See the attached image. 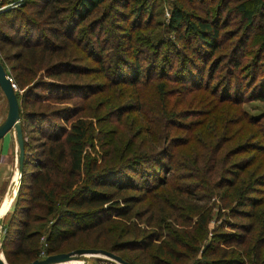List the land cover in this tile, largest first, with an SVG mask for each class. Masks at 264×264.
<instances>
[{
	"label": "rangeland",
	"instance_id": "374dc122",
	"mask_svg": "<svg viewBox=\"0 0 264 264\" xmlns=\"http://www.w3.org/2000/svg\"><path fill=\"white\" fill-rule=\"evenodd\" d=\"M142 1L145 13L140 21L131 17L137 2L103 0L71 32L73 39L81 37L82 41L76 42L54 39L49 30L51 27L55 33H66L71 23L67 19L71 6L60 13L66 20L57 25L45 17L49 7L38 11L39 0H0V63L15 86L26 160L23 185L20 186L19 179L8 209L0 216V242L11 248L16 240L19 219L23 218L19 209L25 203L21 197H25L24 187L35 170L33 162L42 158L41 143L50 132L59 133L62 128H68L64 117L72 115L71 121L76 112V116H82L88 123L85 141L88 169L108 166L107 157L115 144L124 146L122 153L129 149V152L149 154L139 165L121 166V170L111 175L115 181L138 183L144 173L148 183L146 189L129 184L121 192L128 200L119 201L118 205L129 206L131 213L128 219L117 223L116 230L129 226L131 231L117 242L120 249L116 254L136 264H153L154 257L169 264H201L204 253L209 258L226 253L250 264L247 247L261 235L259 231L264 226V184H253L244 205L238 201L232 186L246 180L250 173H264V132L252 122L264 120V98L256 97L259 95L256 92L247 95V87L240 96L236 85L230 89L221 87L217 74L230 65L222 61L216 72L207 66L199 69L201 64L192 61L193 54L199 55L201 62L206 58L195 51L198 47L202 51L196 33L185 26L178 33L168 28V16L174 4L186 12L204 16L203 8L213 3L212 0ZM211 12L209 17L213 20L215 10L211 8ZM103 14L108 15L105 21L90 25L94 32L89 34L88 23ZM230 24L233 26L234 22ZM222 27L219 24L220 34L229 28L222 30ZM30 32L32 40L42 42L53 38L57 45L67 43L69 53L51 59L50 54L42 58L36 51L33 63L29 54L18 59L19 53L27 48L19 41ZM104 36L107 41L103 40ZM234 38L224 40L221 34L213 56L224 55ZM85 42L89 46L92 42L96 44L94 56L85 55ZM126 45L127 49H122ZM24 53L26 56L28 52ZM162 54L164 58L160 59L158 56ZM129 59L139 64V71L131 69ZM60 64L72 67L77 73L63 72ZM46 68L52 69L49 73L62 72L50 76ZM236 73L239 74L238 69L233 70L230 80L233 81ZM157 78L166 82L163 95L155 85ZM242 81L245 79L240 75ZM6 111L7 102L0 89V122ZM17 154L14 129H10L0 137V204L16 184ZM230 162L237 164L232 165L237 174L240 166L250 165L232 182L231 169H223L231 166ZM141 167L142 171H138ZM104 177L108 178L106 174ZM251 201L256 212L260 211L252 217L247 215L252 209ZM203 214H207L205 223ZM32 224L35 226L36 221ZM102 238L76 232L61 248H99ZM240 238L244 241L238 244ZM40 240L44 242V236ZM44 246L45 242L38 257L47 254ZM168 248L174 253L171 257L164 254ZM251 249L253 252L254 248ZM77 258L85 264H120L96 254Z\"/></svg>",
	"mask_w": 264,
	"mask_h": 264
},
{
	"label": "trees",
	"instance_id": "16d2710c",
	"mask_svg": "<svg viewBox=\"0 0 264 264\" xmlns=\"http://www.w3.org/2000/svg\"><path fill=\"white\" fill-rule=\"evenodd\" d=\"M39 1L41 2V8H39L38 11H43V7H49V12L45 17L48 20H54L57 25L63 24L66 20L63 16H60V13L65 12L71 6L70 14H68L69 18H67L71 23L68 24L69 26L67 27H69V29H66V33H55L50 26L49 30L54 39H67L69 41L75 40L76 42H81V37L78 36L77 40L75 38L73 39L71 32L73 33V29L103 0ZM133 1L137 2V6L131 11L133 13H131V17L135 16V18L141 21L142 17L144 19L145 3L142 0ZM212 1L213 3H208L206 7L203 8L204 16L191 14L183 10L180 5L174 4L168 16V28L178 33L180 29L185 26L190 31L196 33L202 45V51L200 47L195 48V51L202 54L201 56L203 58H206V61L201 62L198 58L199 55L193 54L195 57L192 58V61L201 64L199 65V69H201L202 66H204V68L207 66V68H211L212 72H216L214 70H216L220 64L222 65V61H226L230 65L229 68H225L222 74H217V77H219L217 81H220L221 87L223 86V88L230 89L232 86L236 85L238 86L239 96L241 92H244V88L247 87V95L256 92L259 93L256 97L264 98V88H262V86H264V0ZM211 8L215 10V20L209 17L212 13ZM107 16L103 14L99 18L91 20L88 23L89 34L94 32V30H91L92 28H90V25L102 24ZM231 21L234 22L233 26L230 24ZM219 24L223 26L222 30L229 27L225 32H221L222 36L224 34V40L230 39L231 37L235 38L230 44L229 50L224 53L221 52L224 55L216 57L213 56V53L219 47L218 40L221 36ZM52 27L55 28V30L57 29L55 25ZM67 33H70V35ZM81 35H84V33ZM138 35L139 34H137L136 37H138ZM32 37V32H30L27 37L28 39L25 37L26 40L23 38L21 39L22 41H19L23 47H27L24 52L28 53L25 56L22 50L17 57L18 59L27 58L29 54L32 58L31 62L33 63L35 61L34 54L36 51H39L42 58L50 54L51 59L57 54L66 56L67 53H69L67 52L69 48L67 43L57 45V43L53 41V38L52 40L46 38L40 42L35 39L32 40ZM207 37H210V41L207 40ZM103 40L107 41L108 39L104 36ZM128 41H130V38ZM244 43L246 44L243 45ZM59 45H61L62 52H59ZM83 46L85 47L84 53L87 57L96 54L95 51L97 50L94 48L96 46L94 42H92L90 46L88 42H85ZM127 46L128 45L122 49H127ZM102 53L103 50L99 52V55L101 56ZM245 56L246 58L249 56V58L246 60V58H243ZM136 57L137 55H135V58ZM158 57L163 59L164 54ZM133 60L129 59V66L131 69L139 71V64L135 63ZM63 64L68 65V62L63 61ZM64 65L62 69L63 72L69 71L70 73H77L72 67L66 68ZM46 69L48 71L47 73L52 70L50 68ZM147 69H149L148 65ZM237 69L239 74H233L234 79L233 81L230 80L233 70ZM62 71H55L47 75L57 76L58 73ZM240 75H243L245 82H240ZM136 78H138V75ZM165 83L164 80H158V78L156 80L155 85L162 95L165 93ZM73 115H75V117L71 121L70 118L72 115L64 117L69 123L68 128H62L59 133L52 134L50 132L45 137L44 142L41 143L42 148L39 154L42 158L33 162L35 170L30 173L31 178L24 187V191L26 192L25 197H21V200L25 203L22 204L23 206H20L19 209L23 212V218L19 219V228H17L15 232L16 240L11 248H7L5 242L1 241L2 251L7 262L10 264H20L37 258L42 243L44 242V248L47 254L72 250L70 248L62 249L61 247L67 238L73 236L76 232H86L88 235L93 234L94 237H103L101 240L102 245L97 247L116 252V250L120 249L117 246L118 243H120L119 241L125 239L126 235L131 231L129 226L122 228L120 231L116 230L118 226L117 223L122 219H128L131 213L129 206L121 207L118 205L119 201L124 200V202H127L128 200L125 198L126 196H121V192L127 189L129 184H135L137 188L146 189L148 187L146 176L143 173L144 177L138 183H131L115 181L111 179V175L113 171L121 170V166L131 165L133 167L136 163L138 164L140 161H145L149 158V154L129 152V149L122 153L124 146L115 144L111 154L107 157L108 166H94L92 169H88L85 159V141L88 123L82 116H76V112H74ZM260 119L261 118L252 122H256L258 129L264 132V120L261 121ZM126 153L137 154L128 156ZM25 163L24 154L20 184L23 178ZM163 163L165 167H167L166 163ZM231 163L233 162H230L231 166H224L223 169H231L229 173L233 175L234 178H229V180L233 182L239 175V172L242 173L247 170L250 163L248 162L249 164L246 166H240L239 169H237L239 171L238 174L236 170H232L233 166H237V164ZM156 165L158 166V163ZM142 169L143 167H141V169L138 168V171H142ZM105 174L108 178L104 177ZM257 182L264 184V173H250L246 177V180H239L232 186L236 189L234 192L237 193L236 197L238 201H241V205H244L245 200L249 198L248 193L254 189L253 184ZM22 185L23 184L20 186ZM21 189L20 187L19 192ZM249 204L252 206V209L247 215L250 217L258 215L260 211L259 213L256 212L254 202L251 201ZM16 208L12 213L13 215ZM37 210L39 211L38 213L34 212ZM258 217L257 219H259ZM206 220L207 214H203L202 222L205 223ZM32 221H36L35 226H33L34 224H32ZM259 234L261 235L255 238L254 242L247 247V252L250 254V264H264V226L259 231ZM42 236H44V242L40 240ZM243 241L244 238H240L238 244ZM173 247L172 245V248ZM251 248H254L253 252ZM164 254L171 257L174 253L168 248V250L164 251ZM121 257L124 258L123 256ZM201 258V264H244L242 260L234 256H227L226 253H222L219 257L212 258H209L208 254L204 253ZM124 259L130 264H136L130 259ZM166 261L167 260L154 257L151 262L153 264H169Z\"/></svg>",
	"mask_w": 264,
	"mask_h": 264
},
{
	"label": "water",
	"instance_id": "95a60500",
	"mask_svg": "<svg viewBox=\"0 0 264 264\" xmlns=\"http://www.w3.org/2000/svg\"><path fill=\"white\" fill-rule=\"evenodd\" d=\"M0 89L5 96L7 102V111L5 118L0 122V137H2L8 130L14 129L15 139L17 143V164L19 171V179L21 178L22 165L24 161V137L22 132V124L20 120V110L18 98L15 91V86L11 81L10 77L7 75L5 69L0 63ZM96 254L109 259L115 260L120 264H130L127 260L122 258L120 255L116 254L111 250H106L104 248H75L68 251H61L55 253L46 254L43 257H37L33 260L25 261L20 264H59L70 259H75L82 254ZM0 264H10L4 257L0 242Z\"/></svg>",
	"mask_w": 264,
	"mask_h": 264
},
{
	"label": "bare ground",
	"instance_id": "6f19581e",
	"mask_svg": "<svg viewBox=\"0 0 264 264\" xmlns=\"http://www.w3.org/2000/svg\"><path fill=\"white\" fill-rule=\"evenodd\" d=\"M14 180H15V185L12 188V191L7 194V196L4 198V200L1 202L0 204V216L8 209L10 202H11V198L13 193L16 191L17 185L19 184V171H18V167H16L15 169V175H14ZM86 254H90V253H86ZM78 258L75 259H70L68 261H65V263H71V264H85L83 261L77 260Z\"/></svg>",
	"mask_w": 264,
	"mask_h": 264
},
{
	"label": "built area",
	"instance_id": "2783aa9c",
	"mask_svg": "<svg viewBox=\"0 0 264 264\" xmlns=\"http://www.w3.org/2000/svg\"><path fill=\"white\" fill-rule=\"evenodd\" d=\"M11 79V78H10ZM12 81V80H11ZM59 264H71V263H65V262H63V263H59Z\"/></svg>",
	"mask_w": 264,
	"mask_h": 264
}]
</instances>
